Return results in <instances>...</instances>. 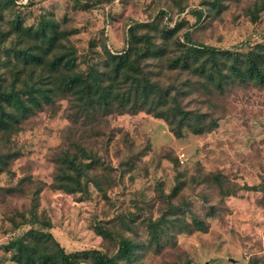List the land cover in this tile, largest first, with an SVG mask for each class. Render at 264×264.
<instances>
[{"label": "rangeland", "instance_id": "obj_1", "mask_svg": "<svg viewBox=\"0 0 264 264\" xmlns=\"http://www.w3.org/2000/svg\"><path fill=\"white\" fill-rule=\"evenodd\" d=\"M262 1L0 0V60H14L13 46L36 48L35 38L15 32L18 22L25 29L54 25L61 40L75 47L83 70L106 64L107 51H127L129 27L139 24L145 25L134 32L143 38L132 56L147 35H157L149 44L162 43L156 30L175 22L180 29L173 38L181 42L187 32L197 44L247 54L264 43V10L257 21L250 15ZM161 10L168 18H161ZM142 60L148 62V54ZM17 68L21 78L28 75L21 63ZM12 72L0 65L7 82ZM174 77L164 75L162 81ZM50 99L10 133L0 132V264H21L10 242L32 228L51 232L66 252L98 249L113 256L119 240L131 238L137 243L134 264H264V84L233 81L222 93H193L182 100L184 108L204 112L218 125L200 134L185 127L182 136L145 109L86 124L83 110L66 94L54 92ZM75 143L101 157L102 190L93 182L87 193L53 186L56 153L74 150ZM195 218L207 229L190 230ZM99 224L112 228L113 236L100 235ZM46 246L45 251L57 249L52 242Z\"/></svg>", "mask_w": 264, "mask_h": 264}, {"label": "trees", "instance_id": "obj_2", "mask_svg": "<svg viewBox=\"0 0 264 264\" xmlns=\"http://www.w3.org/2000/svg\"><path fill=\"white\" fill-rule=\"evenodd\" d=\"M6 1L16 4V0ZM4 8L0 2V18ZM261 10H264V0L257 6V11L250 13L253 21L258 20ZM159 13L161 18L170 15L165 10ZM201 15L198 14L199 18ZM142 25L145 24L129 27L131 41L127 51L122 54L107 51L106 64H92L83 70L79 68L75 47L69 40L67 43L61 40L63 36H60L54 25L43 23L39 28L25 29L18 22L15 32L23 33V36L27 33L35 38L36 48L13 46L10 49L14 60H0L1 66L13 70L10 82L0 73V132L10 133L35 108H40L43 102L48 103L52 93L60 91L83 110L86 124L113 112L145 109L164 118L176 136H182L185 127L200 134L215 129L218 121L208 119L210 115L204 112L184 108L182 100L201 88L211 93H222L225 86L233 81L249 80L264 84V43L255 45L244 54L239 50H219L197 44L186 35L187 32L181 42L173 38L180 29V24L175 22L173 28L161 27L160 31L156 30L162 43L149 44V37L154 39L157 35H147L145 41L148 44L145 42L142 49L133 50L136 56H132L133 46L143 38L136 36L134 31ZM40 33L43 39H40ZM7 53L10 55V50ZM144 54H148V62L142 60ZM19 63L28 71L25 78H21L17 68ZM151 64L153 68H150ZM183 74L187 78L181 81L180 76ZM164 75L175 77L171 82L164 83ZM54 159L53 186L56 189L68 193H87L88 183L93 182L96 188L102 190L97 173L101 157L84 143H75L74 150L62 147ZM2 169L0 161V171ZM250 188L257 189V186ZM195 219L194 228L190 230L207 229L204 220ZM170 222L174 224L176 219H170ZM46 226L51 225L46 223ZM96 229L105 238L113 236L110 227L99 224ZM152 238L159 240L157 230L152 232ZM49 242L57 249L52 251L48 247L45 251ZM10 247L15 248L14 259L21 264H134L137 243L127 237L120 239L117 253L113 256L98 249L66 252L51 232L32 228L23 236L13 239ZM183 264L190 263L186 261Z\"/></svg>", "mask_w": 264, "mask_h": 264}]
</instances>
